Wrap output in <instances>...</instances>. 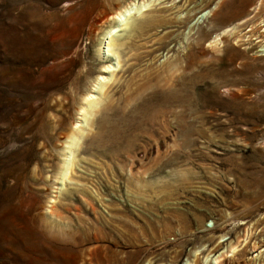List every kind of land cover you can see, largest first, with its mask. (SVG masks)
Segmentation results:
<instances>
[{"label": "rangeland", "instance_id": "374dc122", "mask_svg": "<svg viewBox=\"0 0 264 264\" xmlns=\"http://www.w3.org/2000/svg\"><path fill=\"white\" fill-rule=\"evenodd\" d=\"M259 11L0 0V264H264Z\"/></svg>", "mask_w": 264, "mask_h": 264}, {"label": "bare ground", "instance_id": "6f19581e", "mask_svg": "<svg viewBox=\"0 0 264 264\" xmlns=\"http://www.w3.org/2000/svg\"><path fill=\"white\" fill-rule=\"evenodd\" d=\"M149 4V3H148ZM146 2L145 3H142V4H131V5H126L124 7H121L119 8L116 12L113 13V15L111 16V19L112 21H115L117 24H118V27H121V26H125L126 25V20L125 18H128L130 19L131 16H133V11L135 10L134 7H138V10L140 12H144L146 10H144L146 7H149ZM260 19H263L261 21V24H257V21L260 20ZM264 23V12L263 11H259L258 14L256 15L255 17V21L254 20H249L246 22V24H252L253 28L251 29V34L252 36H258L259 39L261 38H264V31H262V28H264V25H262ZM116 29L112 30V32L110 33V37L112 38V34L113 32H115ZM111 38L109 37H106V40H105V45L104 46H107L108 45V54L106 52H104L103 50L105 49L103 47L102 49V52H104V55H103V58L106 60L110 59V60H113V58L110 57V47H109V44H110V41H111ZM110 39V41H109ZM105 70L102 71L103 73H110V77H113V73L112 71H109V68L108 67H105L104 68ZM107 80L109 81V78L106 77V76H103V75H100L93 83V86L91 87L90 89V93L86 96L83 97V106L81 107V111H80V115H82L84 118H86V112H87V107L89 105H92L93 104V100L95 99L94 97L95 94L99 91H101V88L102 86H104V84L107 82ZM68 93V92H67ZM75 97L76 95L74 93H70V94H67L66 96H62L59 100L56 101L55 103V107H61L63 110H66L67 109V104L71 103L72 101H75ZM66 101V102H65ZM60 115H62V112H59ZM80 121H82L80 119ZM78 123L80 124V122L78 121ZM78 124V125H79ZM79 126H77V129H78ZM70 140V146L74 144V140H75V137H73L72 139H69ZM74 147V146H73ZM72 149V148H71ZM67 161V160H66ZM69 162V161H68ZM68 172V171H67ZM65 174L64 173H59V179L62 181H66V178L65 176L63 177L62 175ZM59 180V181H60ZM61 183V182H58V184ZM60 187V186H59ZM57 188V190L55 191V193H57L56 196H59L63 193V188ZM79 190H84L83 188L82 189H79ZM86 191V189H85ZM56 199H54L52 202L55 204L56 203ZM54 204H51L50 205V208H54ZM51 212V211H50ZM217 263V262H216Z\"/></svg>", "mask_w": 264, "mask_h": 264}]
</instances>
